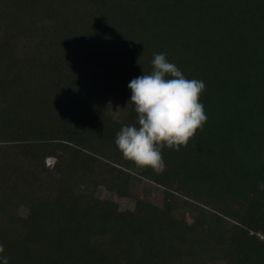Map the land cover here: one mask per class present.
Masks as SVG:
<instances>
[{
  "label": "trees",
  "instance_id": "obj_1",
  "mask_svg": "<svg viewBox=\"0 0 264 264\" xmlns=\"http://www.w3.org/2000/svg\"><path fill=\"white\" fill-rule=\"evenodd\" d=\"M154 53L204 82L208 119L138 169L115 138ZM260 183L264 0H0L8 264H264Z\"/></svg>",
  "mask_w": 264,
  "mask_h": 264
},
{
  "label": "clouds",
  "instance_id": "obj_2",
  "mask_svg": "<svg viewBox=\"0 0 264 264\" xmlns=\"http://www.w3.org/2000/svg\"><path fill=\"white\" fill-rule=\"evenodd\" d=\"M149 74L134 78L128 85L135 106V124L125 125L116 134L115 145L124 159L136 168L163 169V149L180 150L202 130L208 117L200 102L205 84L188 79L167 53H154ZM264 191V183L258 185ZM5 247L0 243V254ZM3 264L9 257L0 256Z\"/></svg>",
  "mask_w": 264,
  "mask_h": 264
},
{
  "label": "rangeland",
  "instance_id": "obj_3",
  "mask_svg": "<svg viewBox=\"0 0 264 264\" xmlns=\"http://www.w3.org/2000/svg\"><path fill=\"white\" fill-rule=\"evenodd\" d=\"M55 160L52 159V158H48L46 159L45 163H46V166L48 167H52L53 164H54ZM103 199H110L111 201H113L116 205H117V211H124V210H129V209H132L133 205H134V202L130 199H127V198H122V197H119L115 194H110V193H102L100 192L99 194ZM154 201L155 202H160V197L159 196H154Z\"/></svg>",
  "mask_w": 264,
  "mask_h": 264
}]
</instances>
